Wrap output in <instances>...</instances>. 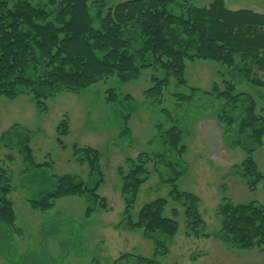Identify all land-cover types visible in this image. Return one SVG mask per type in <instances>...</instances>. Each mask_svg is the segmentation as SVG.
<instances>
[{"label":"rangeland","instance_id":"rangeland-1","mask_svg":"<svg viewBox=\"0 0 264 264\" xmlns=\"http://www.w3.org/2000/svg\"><path fill=\"white\" fill-rule=\"evenodd\" d=\"M123 1L90 0L91 12H97L99 4L95 2L111 7ZM213 1L178 3L204 7ZM224 2L233 11L249 9L264 14V0ZM236 63L230 69L211 60L187 62L188 87L171 77L167 89L156 95L148 94L156 85L153 78L161 80L166 74L158 67L143 70L135 81L122 82L112 76L80 92L58 93L45 101L43 112L30 95L0 97V154L16 212L11 229L0 222V264H116L123 255L143 256L153 264H264V250L231 247L219 237V205L255 202L264 207V139L259 147L239 132L250 101L264 117V89L247 81L239 72L241 63ZM214 83L221 92L238 97V102L204 95L212 91ZM64 121H68L69 134L63 137L59 126ZM172 127L183 132L187 149L183 156L162 139ZM16 135L29 139L31 154L19 142L11 141ZM77 147L100 152L105 177L98 193L107 199L110 211L96 210L87 216L86 210L96 207L95 203L89 197L73 196L58 200L49 211L33 210L29 201L39 200L48 191L34 180L40 173L51 179L76 176L89 188L102 179L91 172L93 156ZM250 151L262 179L252 177L244 165ZM143 153L151 156V164H147L151 175L139 191L132 216L137 218L145 204L164 198L167 216L180 226L172 239L157 236L161 249L141 231L128 230L123 222L125 205L118 168ZM159 156L165 158L158 161ZM170 165L180 173L178 189L200 198L205 221L201 236L187 233L183 209L171 195L175 173ZM171 209L179 215L174 217ZM118 264L147 263L128 258Z\"/></svg>","mask_w":264,"mask_h":264},{"label":"trees","instance_id":"trees-1","mask_svg":"<svg viewBox=\"0 0 264 264\" xmlns=\"http://www.w3.org/2000/svg\"><path fill=\"white\" fill-rule=\"evenodd\" d=\"M41 1L0 0V97L16 99L23 94L30 95L43 112L45 101L62 91L80 92L112 76H118L122 82L135 81L143 70L158 67L166 74L161 80L153 78L156 85L148 94L156 95L167 89L171 77L180 86L188 87L186 64L200 59L215 61L230 69L239 60L242 76L264 89V14L249 9L230 10L224 0H214L204 7L193 4L183 7L178 0H126L111 7L95 2L99 4L95 15L91 12L90 0ZM191 91L197 93L200 89L191 88ZM204 93L232 104L238 102V97L221 92L217 83L211 92ZM250 102L239 132L260 147L264 139V117L256 113L255 103ZM68 125L64 121L59 126L61 136L69 134ZM162 139L179 155L187 152L183 132L178 128L164 132ZM11 141L19 142L31 154L28 138L16 135ZM77 149L93 156L89 164L91 172L102 179L94 188H89L76 176L51 179L40 173L34 180L48 191L39 200L29 201L33 210L49 211L58 200L73 196L89 197L95 203L96 207L86 210L87 216L96 210L110 211L107 199L98 193L105 177L100 152L90 147ZM250 155L251 151L244 165L252 177L262 179ZM161 158L165 156L156 160ZM150 161L151 156L143 153L127 159V164L118 168L125 205L123 222L128 230L141 231L161 249L157 236L172 239L180 227L174 218L167 216V200L159 198L149 202L137 218L132 216L139 191L151 175L147 167ZM174 173L171 195L183 209L187 233L201 236L205 221L200 198L180 191L176 185L180 173L175 170ZM6 177L7 169L0 154V222L11 229L16 212ZM171 210L174 217L179 215L176 209ZM217 215L221 219L219 237L225 245L264 250L263 206L255 202L226 201L218 206ZM128 258L153 264L143 256L123 255L120 260Z\"/></svg>","mask_w":264,"mask_h":264}]
</instances>
